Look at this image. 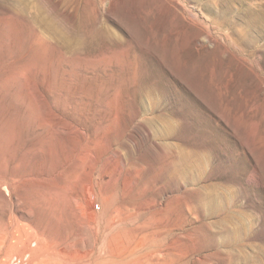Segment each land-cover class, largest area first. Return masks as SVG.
<instances>
[{"label": "rangeland", "instance_id": "obj_1", "mask_svg": "<svg viewBox=\"0 0 264 264\" xmlns=\"http://www.w3.org/2000/svg\"><path fill=\"white\" fill-rule=\"evenodd\" d=\"M0 231V264H264V0H0Z\"/></svg>", "mask_w": 264, "mask_h": 264}, {"label": "bare ground", "instance_id": "obj_2", "mask_svg": "<svg viewBox=\"0 0 264 264\" xmlns=\"http://www.w3.org/2000/svg\"><path fill=\"white\" fill-rule=\"evenodd\" d=\"M1 231H0V259L3 256L2 252L3 251L5 252V249L7 247V242H10V241L15 242L12 238L9 237L8 233L1 232ZM14 239L19 242L21 240V236H15ZM28 253L29 252L27 250L20 251V260H22V263L23 261H26L27 259L26 257ZM29 254H31L32 256L29 259H27L28 264H52L53 262L55 264L52 253L43 255L40 252L36 251V252L29 253Z\"/></svg>", "mask_w": 264, "mask_h": 264}]
</instances>
